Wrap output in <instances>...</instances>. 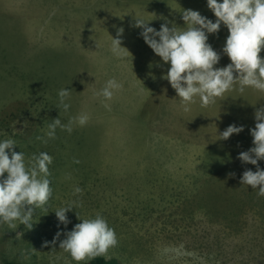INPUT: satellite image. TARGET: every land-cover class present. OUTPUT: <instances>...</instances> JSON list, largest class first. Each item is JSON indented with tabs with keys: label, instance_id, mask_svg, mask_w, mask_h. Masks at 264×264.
Here are the masks:
<instances>
[{
	"label": "rangeland",
	"instance_id": "374dc122",
	"mask_svg": "<svg viewBox=\"0 0 264 264\" xmlns=\"http://www.w3.org/2000/svg\"><path fill=\"white\" fill-rule=\"evenodd\" d=\"M189 9L211 11L207 0H0V140L14 139L26 162L40 152L53 157V195L34 210L32 228L0 224V264L88 263L59 241L43 247L81 223L77 214H100L115 229L117 246L99 257L119 264H264V197L241 185L256 166L238 158L254 146L264 92L236 85L207 107L197 97L185 112L163 79L170 65L134 27V14L157 30L185 27ZM120 28L126 62L110 52ZM228 35L224 25L209 35L222 58ZM111 78L123 88L105 101L97 93ZM61 88L72 89L67 112L58 108ZM82 112L85 126L57 128L47 144L37 139L52 120L67 124ZM233 124L244 131L221 139ZM77 186L82 193L74 194ZM73 202L65 226L54 211Z\"/></svg>",
	"mask_w": 264,
	"mask_h": 264
},
{
	"label": "clouds",
	"instance_id": "9594fccd",
	"mask_svg": "<svg viewBox=\"0 0 264 264\" xmlns=\"http://www.w3.org/2000/svg\"><path fill=\"white\" fill-rule=\"evenodd\" d=\"M207 6L217 18L215 22L189 9L182 12L185 27H178L175 23L169 27L168 22L162 24L160 30L149 26L151 21L134 14V27L142 29L141 37L165 64L170 65L163 79L175 90L185 112L191 110L190 105L196 102L197 97L201 106L207 107L236 85L241 93L246 88L264 92V58L260 56L264 50V0H207ZM222 25L229 31L222 53L230 58L231 63L216 67L222 55L208 40L209 35L217 34ZM123 33L124 29L120 28L115 38L110 35V52L116 59L126 62L130 52L122 46L120 37ZM122 88V83L111 78L97 95L110 101ZM71 95L72 89L61 88L58 91V108L67 112L71 108ZM88 121L89 115L83 112L71 117L67 124L62 123L60 118L54 119L47 125L45 136H38L37 139L47 144L48 140L56 138L57 128L70 134L74 126L83 127ZM255 121V127L251 129L254 146L241 152L238 158L246 164L255 165L256 171H244L240 183L253 190L258 189L257 194L264 197V169L259 166V161L264 160V106L256 110ZM243 131V126L233 124L219 136L228 140ZM14 146L17 145L12 138L0 140V224L12 228L19 222L31 229L34 210L45 207L53 195L48 179L53 157L47 152H40L26 162L25 154L22 151L17 153ZM82 191L78 186L74 188V194ZM74 204L54 211L61 224L66 226L70 223L67 213L73 210ZM77 216L81 223L66 234L58 231L51 242H44L43 247L51 245L55 249L59 241V248L80 262L104 256L109 249L117 246L115 229L102 215L97 214L92 219ZM62 234L66 236L63 240L60 239ZM21 236L23 233L18 232L17 238Z\"/></svg>",
	"mask_w": 264,
	"mask_h": 264
},
{
	"label": "trees",
	"instance_id": "16d2710c",
	"mask_svg": "<svg viewBox=\"0 0 264 264\" xmlns=\"http://www.w3.org/2000/svg\"><path fill=\"white\" fill-rule=\"evenodd\" d=\"M3 264H14V263L6 262ZM85 264H119V263L114 259H106L104 257H96V258L92 259L91 261H89L88 263H85Z\"/></svg>",
	"mask_w": 264,
	"mask_h": 264
},
{
	"label": "crops",
	"instance_id": "0c3cea01",
	"mask_svg": "<svg viewBox=\"0 0 264 264\" xmlns=\"http://www.w3.org/2000/svg\"><path fill=\"white\" fill-rule=\"evenodd\" d=\"M205 14H206V15H204L205 17H207V18H209V19H212L213 21H214L215 19H217V18L215 17L214 13H212V11H206ZM211 45L213 46V48H214L215 50L220 49L219 47H216V46H215V45H217L216 42H212ZM225 58L230 60V58H227V57H225ZM225 58H222V59H225Z\"/></svg>",
	"mask_w": 264,
	"mask_h": 264
}]
</instances>
